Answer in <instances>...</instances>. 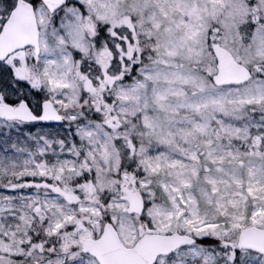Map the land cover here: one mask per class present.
<instances>
[{"label":"snow or ice","instance_id":"6c2138e0","mask_svg":"<svg viewBox=\"0 0 264 264\" xmlns=\"http://www.w3.org/2000/svg\"><path fill=\"white\" fill-rule=\"evenodd\" d=\"M0 264H264V0H0Z\"/></svg>","mask_w":264,"mask_h":264}]
</instances>
